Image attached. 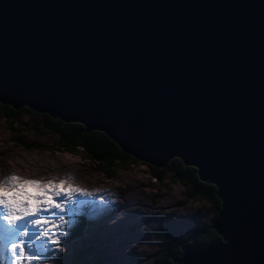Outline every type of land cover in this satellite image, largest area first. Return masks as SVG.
<instances>
[{
    "label": "water",
    "instance_id": "water-1",
    "mask_svg": "<svg viewBox=\"0 0 264 264\" xmlns=\"http://www.w3.org/2000/svg\"><path fill=\"white\" fill-rule=\"evenodd\" d=\"M0 103L195 167L220 241L172 263L264 264V0H0Z\"/></svg>",
    "mask_w": 264,
    "mask_h": 264
},
{
    "label": "rangeland",
    "instance_id": "rangeland-1",
    "mask_svg": "<svg viewBox=\"0 0 264 264\" xmlns=\"http://www.w3.org/2000/svg\"><path fill=\"white\" fill-rule=\"evenodd\" d=\"M35 118L40 119L19 112L7 120L0 114V176L47 180L71 174L75 185L95 193L97 204L85 208L66 229L61 250L49 264H76L78 254L85 264H153L157 247L167 239L183 235L190 241L191 232L213 220L210 201L188 198L189 188L170 179H151L146 164L132 156L123 164L115 163L114 175L106 178L98 164L58 146L50 133L34 129ZM16 137L33 146L20 145ZM77 225L80 232L75 231ZM158 230L167 232V238Z\"/></svg>",
    "mask_w": 264,
    "mask_h": 264
},
{
    "label": "snow or ice",
    "instance_id": "snow-or-ice-1",
    "mask_svg": "<svg viewBox=\"0 0 264 264\" xmlns=\"http://www.w3.org/2000/svg\"><path fill=\"white\" fill-rule=\"evenodd\" d=\"M73 180L71 174L47 180L0 176V264H49L66 229L85 208L97 207L95 193Z\"/></svg>",
    "mask_w": 264,
    "mask_h": 264
},
{
    "label": "trees",
    "instance_id": "trees-1",
    "mask_svg": "<svg viewBox=\"0 0 264 264\" xmlns=\"http://www.w3.org/2000/svg\"><path fill=\"white\" fill-rule=\"evenodd\" d=\"M0 114L7 120H12L19 112L28 113L31 115L39 116L40 119L35 118L33 128L37 131H46L51 135L57 137V145L65 150L75 152L78 151L84 158L99 165L101 175L106 178L111 177L113 174V166L115 163L123 164L130 158L128 154L122 150L108 138L106 134L95 129L86 130V127L77 122L62 121L54 116L46 113H38L27 107H20L14 109L9 105H0ZM39 123V126L37 125ZM17 143L24 147H32L30 143H26L20 137L15 138ZM133 161H136L132 158ZM151 179L161 181L163 179H170L178 182L179 184L188 187L187 195L191 197H203L211 202L214 210L215 218L220 210V200L216 195V188L212 183L199 180L196 174V168L190 165H185L178 157H172L162 167L153 166L145 163ZM80 224V223H79ZM78 224V225H79ZM208 222L201 226L202 228L196 229L190 234V241L196 248H202L213 242H219L220 237L209 226ZM77 225V227H78ZM82 227L75 229L80 232ZM159 235L167 238V232L158 230ZM185 236L179 235L176 238L167 239V243L157 247V256L153 264L165 263L176 264L167 258V255L173 253H180V248L177 243L184 239ZM78 259L76 264H85L80 254L77 255ZM85 260H88L84 256Z\"/></svg>",
    "mask_w": 264,
    "mask_h": 264
}]
</instances>
